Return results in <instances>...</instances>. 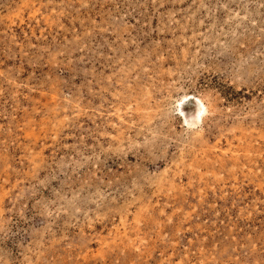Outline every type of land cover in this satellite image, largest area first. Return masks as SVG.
<instances>
[{"label": "rangeland", "instance_id": "1", "mask_svg": "<svg viewBox=\"0 0 264 264\" xmlns=\"http://www.w3.org/2000/svg\"><path fill=\"white\" fill-rule=\"evenodd\" d=\"M0 264H264V0H0Z\"/></svg>", "mask_w": 264, "mask_h": 264}, {"label": "bare ground", "instance_id": "2", "mask_svg": "<svg viewBox=\"0 0 264 264\" xmlns=\"http://www.w3.org/2000/svg\"><path fill=\"white\" fill-rule=\"evenodd\" d=\"M197 109H198V112H199V113H200L201 110H204L205 107H204L203 103L200 102V103L198 104V108H197ZM198 112H197V116H198V114H199Z\"/></svg>", "mask_w": 264, "mask_h": 264}]
</instances>
